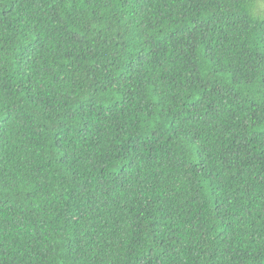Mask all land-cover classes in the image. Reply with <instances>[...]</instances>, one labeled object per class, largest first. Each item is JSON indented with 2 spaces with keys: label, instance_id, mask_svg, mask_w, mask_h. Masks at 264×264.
Returning a JSON list of instances; mask_svg holds the SVG:
<instances>
[{
  "label": "trees",
  "instance_id": "16d2710c",
  "mask_svg": "<svg viewBox=\"0 0 264 264\" xmlns=\"http://www.w3.org/2000/svg\"><path fill=\"white\" fill-rule=\"evenodd\" d=\"M0 264H264V0H0Z\"/></svg>",
  "mask_w": 264,
  "mask_h": 264
}]
</instances>
